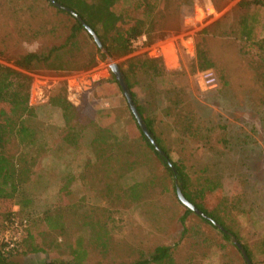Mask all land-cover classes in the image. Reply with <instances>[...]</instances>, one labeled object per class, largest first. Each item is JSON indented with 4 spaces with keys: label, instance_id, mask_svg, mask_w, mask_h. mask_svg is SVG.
Returning <instances> with one entry per match:
<instances>
[{
    "label": "rangeland",
    "instance_id": "1",
    "mask_svg": "<svg viewBox=\"0 0 264 264\" xmlns=\"http://www.w3.org/2000/svg\"><path fill=\"white\" fill-rule=\"evenodd\" d=\"M48 1L0 0V64L31 77L29 105L35 118L27 124L36 128L41 149L27 186L33 201L24 208L14 204L11 217L27 219L31 244L42 251L29 252L28 241H22L11 258L19 264L70 259L81 238L85 264L148 259L159 245L171 248L176 264H245L234 238L249 249L250 262L264 264V62L254 46L236 39L240 0H154L149 34L134 39L129 54L110 56L120 70L132 57L160 60L167 74L152 78L138 73L129 89L132 99L144 117L153 119L170 158L185 167L191 190L207 178L213 181L198 191L195 202L214 212L228 238L203 217L187 212L178 199L180 184L140 139L107 56L89 69L66 72L16 65L18 56L57 45L64 37L60 30L58 36L35 31L72 22ZM136 1L119 0L117 10ZM136 15L142 17L139 11ZM204 29L209 33L201 34ZM78 38L86 51L94 42L83 31ZM197 46L211 61L203 70L197 66ZM155 49L161 52L158 58L150 56ZM205 71L217 78L215 87L203 83ZM53 98L77 108L79 116L72 123L80 136L74 146L59 138L64 121L60 108L51 104ZM12 112V103L0 105V125ZM97 126L131 138L127 172L119 173L124 162L119 158L111 163L109 175L97 166L89 145ZM8 141L4 137L0 146ZM22 146L15 142L11 151ZM118 173V184L108 192L104 181ZM147 180L151 183L137 197L122 191ZM56 207L63 224L51 229L43 216L47 211L54 215Z\"/></svg>",
    "mask_w": 264,
    "mask_h": 264
},
{
    "label": "trees",
    "instance_id": "2",
    "mask_svg": "<svg viewBox=\"0 0 264 264\" xmlns=\"http://www.w3.org/2000/svg\"><path fill=\"white\" fill-rule=\"evenodd\" d=\"M59 4L71 9L76 16L69 12L54 6L50 1L49 5L72 19L69 24H64L61 29L58 25H52L43 31H35L37 35L48 34L50 36H58V31L63 32L64 37L57 45H52L48 48H43L39 51L27 52L17 57L15 63L18 67L28 70L33 67L43 66L51 71H75L86 70L93 67L98 59H104L106 56L113 58L125 56L131 52V42L150 31V19L155 10L156 4L154 0H137L130 7L124 8L121 11L117 10L119 0H55ZM21 9V8H20ZM19 9V10H20ZM140 12L142 17H138L136 12ZM236 11L241 12L237 22L236 39L240 42L249 43L257 50V56L264 62V0H240L237 3ZM87 25L99 38L102 48L105 53L93 42L89 50L81 44L79 34L86 32L87 36L92 39V36L85 28ZM209 33L208 29H204L201 34ZM60 36V34H59ZM196 62L199 69H206L211 65V61L200 46H197ZM122 70L124 81L128 88H131V81L136 78L138 73H144L152 78H159L167 72L161 66L159 59L138 58L132 57L127 60V67ZM114 81L118 83L115 79ZM31 77L26 73L12 69L0 64V105L12 103L13 112L8 119V122L0 125V140L4 137L9 141L0 146V231L4 229V221L9 220L14 214L12 206L18 204L21 208L29 206L33 197L29 194L27 186L33 180L32 177L38 163L40 146L36 143V128L31 127L27 122L33 121L35 112L29 105V88ZM133 97V94H132ZM51 104L57 105L61 110V115L64 121V126L59 130L58 135L61 141L67 146L77 144L80 134L74 129L72 123L73 118H77L79 113L77 108L68 100H60L53 98ZM148 133L154 140L155 145L162 152L160 154L144 135L143 131L137 125V130L140 133V139L153 152L161 163L169 171L180 184L185 198L195 207L200 209L205 215L223 228V236L228 238L229 231L223 223L217 218L213 211H207L195 202V195L199 190H203L205 186L211 182L207 178L199 183V189L191 190V179L185 171V167L173 161L157 135L153 119L144 117L140 107L136 106ZM4 136V137H3ZM125 134H115L108 128L94 127L93 136L89 142L95 157V162L101 171L108 174L113 169L111 163L116 160L123 159L120 172H127L130 167V162L127 159L131 153L130 140ZM17 142L22 144L23 149L14 153L11 151V145ZM38 150V151H37ZM90 167L94 166V163ZM111 175L104 181V188L110 192L112 187L119 182V175ZM121 177V176H120ZM151 181H143L141 183H132L122 189L124 193H130L131 196L137 197L142 189H145ZM122 188V187H120ZM66 187H63V190ZM191 212L190 209L186 210ZM62 214L60 208L56 207L55 214L51 211L44 213L43 220L49 228L55 229L57 225L63 224L61 221ZM27 219L25 217H19ZM203 220L210 222L204 218ZM211 223V222H210ZM28 224L25 227L22 240L15 248L0 252V264H19L11 257L18 251L22 241L26 244L28 241L29 252L42 251L41 247L32 245L33 236L28 231ZM26 235V236H25ZM23 244V243H22ZM25 248L24 245H22ZM243 248L252 261V256L249 249L243 245ZM26 252L25 249L22 250ZM86 250L83 240L78 238L74 248L71 250L70 259H54L44 264H85ZM124 264H176L174 253L169 246L159 245L153 250V253L148 259H137ZM246 264V263H245ZM251 264H255L251 262Z\"/></svg>",
    "mask_w": 264,
    "mask_h": 264
},
{
    "label": "water",
    "instance_id": "3",
    "mask_svg": "<svg viewBox=\"0 0 264 264\" xmlns=\"http://www.w3.org/2000/svg\"><path fill=\"white\" fill-rule=\"evenodd\" d=\"M54 6L61 8L67 12H69L70 14L76 16L75 12L72 11L71 9L59 4L58 2H56L55 0H49ZM85 28L87 29L88 33L92 36L93 40L95 41V43L97 44V46L101 49V51L103 53H105L104 48H102V44L98 38V36L87 26L85 25ZM109 61L111 62L109 64L110 70L112 72V74L114 75L116 81L118 82V84L121 87V90L123 92L124 97L126 98L127 104L129 106V109L132 113V115L134 116L135 120L137 121V124L139 125L140 129L143 131L144 135L149 139V141L154 145L155 149L162 154V152L158 149V147L155 145L154 140L152 139L151 135L148 133L146 125L144 124L137 108L136 105L134 104V101L132 99V95L129 91V88L126 84V82L124 81V77L122 74V71L120 70L119 66L112 62V58L110 56H107ZM177 182V180H175ZM176 193L178 196V199L180 200V202L187 208L190 209L191 211H193L195 214L203 217L204 219L210 221L213 225L217 226L219 229H221L222 231L223 228L217 224L215 221H213L210 217H208L207 215H205L200 209H198L197 207H195L192 203H190L185 196L182 193V190L180 189V187L176 188ZM233 243L236 245V247L240 250L246 264H251L249 257L247 256L244 248L241 246V244L233 238Z\"/></svg>",
    "mask_w": 264,
    "mask_h": 264
},
{
    "label": "built area",
    "instance_id": "4",
    "mask_svg": "<svg viewBox=\"0 0 264 264\" xmlns=\"http://www.w3.org/2000/svg\"><path fill=\"white\" fill-rule=\"evenodd\" d=\"M131 43L134 45V40ZM150 56L158 58L161 56V52L155 49ZM202 81L208 87H215L217 85V78L212 71L203 72ZM25 227L26 220H20L16 216L11 217L6 223L3 232L0 234V252L15 248L24 234Z\"/></svg>",
    "mask_w": 264,
    "mask_h": 264
},
{
    "label": "bare ground",
    "instance_id": "5",
    "mask_svg": "<svg viewBox=\"0 0 264 264\" xmlns=\"http://www.w3.org/2000/svg\"><path fill=\"white\" fill-rule=\"evenodd\" d=\"M172 54H173V52H172ZM173 56V55H172ZM173 62V61H172Z\"/></svg>",
    "mask_w": 264,
    "mask_h": 264
}]
</instances>
